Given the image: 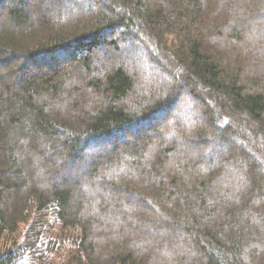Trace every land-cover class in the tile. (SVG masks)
<instances>
[{"label": "trees", "instance_id": "1", "mask_svg": "<svg viewBox=\"0 0 264 264\" xmlns=\"http://www.w3.org/2000/svg\"><path fill=\"white\" fill-rule=\"evenodd\" d=\"M0 264H264V0H0Z\"/></svg>", "mask_w": 264, "mask_h": 264}, {"label": "rangeland", "instance_id": "2", "mask_svg": "<svg viewBox=\"0 0 264 264\" xmlns=\"http://www.w3.org/2000/svg\"><path fill=\"white\" fill-rule=\"evenodd\" d=\"M185 102H186V99L182 95L181 96V100L175 105L174 109L171 110V112H170V114H168L167 118H165L163 116H160L158 118V120L154 121L153 123H149L147 126H144V130H142L143 132L141 131L137 135H139V136L149 135L153 129H155L157 127H160V126H162L165 123H169L168 122L169 120L176 118L179 113L180 114L183 113L184 108H185ZM132 135H128V137H125V138H122V137L118 138L117 141L120 140V139H122L123 141H128V140L133 138ZM96 146L97 147H95L94 151L99 152L100 154L101 153L103 154L104 151H106V150L108 151V150H110L112 148L113 141L112 140H108V141L104 140L99 145H96ZM88 152H89L87 154L88 156L94 155L93 151H88ZM261 243H263V242H261Z\"/></svg>", "mask_w": 264, "mask_h": 264}]
</instances>
